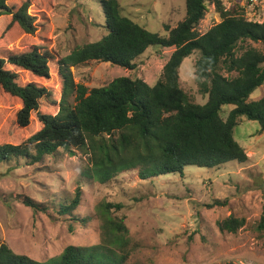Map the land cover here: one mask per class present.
Listing matches in <instances>:
<instances>
[{
    "label": "trees",
    "instance_id": "1",
    "mask_svg": "<svg viewBox=\"0 0 264 264\" xmlns=\"http://www.w3.org/2000/svg\"><path fill=\"white\" fill-rule=\"evenodd\" d=\"M99 2L106 29L99 40L77 46L61 59L37 44L0 53V93L19 101L13 118L0 130V164L19 157L34 164L59 148L80 149L88 154L85 174L106 184L119 173L135 169L140 179H147L164 174L182 176L186 167L210 169L229 161L245 162L246 152L235 140L233 129L244 116L264 130V97L249 100L264 83V52L249 44L264 45V22L246 18L237 9L241 8L238 2L226 9L222 0H185V18L174 27L165 25L168 35L163 37L123 15L119 0ZM208 4L221 20L200 33L197 27ZM30 5L31 0H0L3 44L5 33H37L36 16L28 12ZM45 27L49 30V25ZM149 46L174 47L161 78L153 85L141 78L120 76L88 90L74 82L68 69L88 61L132 69L134 59ZM195 50L199 53L194 62L195 83L199 92L207 95L204 104L191 100L180 86L179 67ZM52 66L58 80L54 89L48 84ZM222 70L234 75H223ZM72 95L73 105L68 103ZM224 105L233 106L226 119L220 115ZM17 131L28 134L21 138ZM80 190L77 187L71 199L58 205L59 214L73 215L80 203ZM21 202L34 213L49 209L28 196ZM110 205L121 206L100 204L99 244L67 245L58 255L37 261L16 253L0 239V264H124L127 240L123 234L128 229L122 218L111 215ZM244 223L243 218L230 214L217 224L220 231L236 233ZM256 229L264 246V203Z\"/></svg>",
    "mask_w": 264,
    "mask_h": 264
},
{
    "label": "rangeland",
    "instance_id": "2",
    "mask_svg": "<svg viewBox=\"0 0 264 264\" xmlns=\"http://www.w3.org/2000/svg\"><path fill=\"white\" fill-rule=\"evenodd\" d=\"M226 9L233 2L246 18L264 22V0L247 5L240 0H222ZM122 14L146 29L166 37L165 25L174 27L185 18V0H119ZM233 5V6H232ZM235 7V6H234ZM28 12L36 16L38 31L26 35L5 33L0 53L20 50L31 44L46 46L56 59L75 47L99 40L106 29L99 0H31ZM221 20L208 4L197 29L205 32ZM45 25H49L46 31ZM2 38V37H1ZM0 38V39H1ZM264 52L261 43H249ZM174 47L149 46L134 59V68L125 69L108 62L88 61L69 66L75 83L88 90L107 85L116 77L141 78L153 85ZM197 50L185 57L179 67L181 88L196 103L204 104L207 95L195 83L194 62ZM52 66L51 88L58 87ZM223 75L228 74L224 70ZM27 79L23 76V81ZM264 97V83L249 100ZM68 103L73 105L74 96ZM19 101L0 93V130L11 121ZM232 105H224L220 115L226 119ZM21 138L28 133L17 131ZM235 140L244 148L247 160L229 161L218 168L186 167L184 174H164L140 179L137 169L119 173L106 184L89 178L84 150L59 148L42 162L28 164L23 157L0 164V239L19 254L37 261L58 255L67 245L89 247L101 242L100 204L110 205L113 217L122 218L128 229L124 264H264L261 232L256 229L264 203V130L242 116L233 129ZM81 190L80 203L73 215L57 212L58 205ZM28 196L49 209L34 213L25 206ZM215 201L221 205H214ZM53 203L56 206H53ZM211 205V206H209ZM243 218L236 233L220 231L218 221L228 215ZM117 248V247H113ZM112 254V252L110 253Z\"/></svg>",
    "mask_w": 264,
    "mask_h": 264
},
{
    "label": "built area",
    "instance_id": "3",
    "mask_svg": "<svg viewBox=\"0 0 264 264\" xmlns=\"http://www.w3.org/2000/svg\"><path fill=\"white\" fill-rule=\"evenodd\" d=\"M241 2L247 4V5H252L254 4L257 0H240Z\"/></svg>",
    "mask_w": 264,
    "mask_h": 264
}]
</instances>
